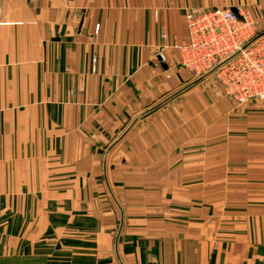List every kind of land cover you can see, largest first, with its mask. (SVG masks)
Returning <instances> with one entry per match:
<instances>
[{
	"label": "crops",
	"instance_id": "crops-1",
	"mask_svg": "<svg viewBox=\"0 0 264 264\" xmlns=\"http://www.w3.org/2000/svg\"><path fill=\"white\" fill-rule=\"evenodd\" d=\"M237 6L0 0V264H264V102L173 47Z\"/></svg>",
	"mask_w": 264,
	"mask_h": 264
},
{
	"label": "built area",
	"instance_id": "built-area-1",
	"mask_svg": "<svg viewBox=\"0 0 264 264\" xmlns=\"http://www.w3.org/2000/svg\"><path fill=\"white\" fill-rule=\"evenodd\" d=\"M185 21L188 39L173 44L180 64L195 75L210 72L238 105L264 101V10L189 8Z\"/></svg>",
	"mask_w": 264,
	"mask_h": 264
},
{
	"label": "rangeland",
	"instance_id": "rangeland-1",
	"mask_svg": "<svg viewBox=\"0 0 264 264\" xmlns=\"http://www.w3.org/2000/svg\"><path fill=\"white\" fill-rule=\"evenodd\" d=\"M207 84V82H204V85H205V88H208V87H210V88H216V89H220V87L222 88V90H223V87H222V85H221V83L219 82V81H217V79H215V77L214 76H212V80H210L209 82H208V85H206ZM219 87V88H218ZM220 91V90H219ZM223 94L224 95H227L225 92H224V90H223ZM229 96V95H228ZM233 98V97H232ZM262 102H264V101H261V102H259V103H262ZM247 104V103H246Z\"/></svg>",
	"mask_w": 264,
	"mask_h": 264
},
{
	"label": "water",
	"instance_id": "water-1",
	"mask_svg": "<svg viewBox=\"0 0 264 264\" xmlns=\"http://www.w3.org/2000/svg\"><path fill=\"white\" fill-rule=\"evenodd\" d=\"M232 9H234V8H232ZM264 33V32H263ZM262 34V33H261Z\"/></svg>",
	"mask_w": 264,
	"mask_h": 264
}]
</instances>
